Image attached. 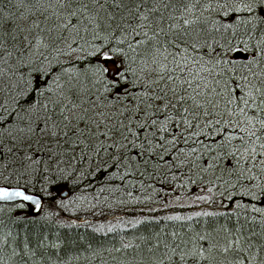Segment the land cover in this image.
Returning a JSON list of instances; mask_svg holds the SVG:
<instances>
[{
	"label": "snow or ice",
	"instance_id": "6c2138e0",
	"mask_svg": "<svg viewBox=\"0 0 264 264\" xmlns=\"http://www.w3.org/2000/svg\"><path fill=\"white\" fill-rule=\"evenodd\" d=\"M0 264H264V0H0Z\"/></svg>",
	"mask_w": 264,
	"mask_h": 264
}]
</instances>
